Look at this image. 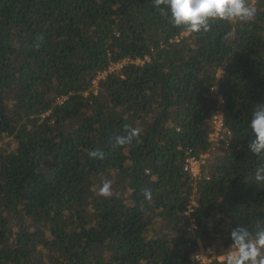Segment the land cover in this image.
Returning <instances> with one entry per match:
<instances>
[{"label": "trees", "instance_id": "trees-1", "mask_svg": "<svg viewBox=\"0 0 264 264\" xmlns=\"http://www.w3.org/2000/svg\"><path fill=\"white\" fill-rule=\"evenodd\" d=\"M249 3L251 21L183 36L152 0H0V264H200L199 243L223 256L238 225L264 226L248 149L264 0ZM217 110L228 146L197 181L186 159L209 153ZM126 125L143 142L111 148Z\"/></svg>", "mask_w": 264, "mask_h": 264}, {"label": "clouds", "instance_id": "clouds-1", "mask_svg": "<svg viewBox=\"0 0 264 264\" xmlns=\"http://www.w3.org/2000/svg\"><path fill=\"white\" fill-rule=\"evenodd\" d=\"M153 6L162 16H167L174 27H182L190 33L207 32L212 22H249L257 9L249 0H152ZM170 13V15H169ZM43 37H38L32 45L39 49ZM253 138L248 144L249 151L264 160V104L255 106L250 121ZM139 127L125 126V134L115 135L109 140L111 148H122L131 145L135 140L142 143ZM91 159L103 160L105 153L100 149L88 153ZM255 180L264 182V164L255 170ZM98 195L105 199L113 195L112 181L103 180ZM145 200L151 201L149 189H143ZM232 244L221 259V264H264V226H257L253 232L247 227L238 225L230 233Z\"/></svg>", "mask_w": 264, "mask_h": 264}, {"label": "built area", "instance_id": "built-area-1", "mask_svg": "<svg viewBox=\"0 0 264 264\" xmlns=\"http://www.w3.org/2000/svg\"><path fill=\"white\" fill-rule=\"evenodd\" d=\"M190 32L184 33L182 34L184 35H189ZM178 41V39H177ZM131 62L130 60H124L121 63L115 64L113 66H111L109 68V70L107 72H103L101 74L98 75V78L94 81V91L95 93L98 90V81L100 80V77H102L101 79H103L108 72H111L116 69H120L122 68L125 64ZM136 64H142L143 61L141 60H136L135 61ZM122 64V65H120ZM120 67V68H117ZM220 102H222V100H220ZM213 131L211 132V134L209 135V143H210V149H209V153L207 154H202L199 157H196L194 155L191 154V151L188 152V158L186 159V165H185V170L187 172L190 173V175L192 176V178L194 180H202L205 179L206 181L209 180V177L205 174V166L207 164L208 161V157L209 154L211 152H216L217 150H219V148H221V143L223 140H225L226 135H229V133L225 132L224 129V115L223 112L221 110H217L216 113L213 115ZM224 145L228 146V141H224ZM197 206L195 201H192L191 204L188 207V212L187 214H190L191 212H193V209ZM224 256V255H223ZM223 256H219L217 257L214 253V251L209 248V247H204L201 243H199V248L196 252H194L191 255V259L192 261H196L199 262L200 264H211L213 262V260H218L219 262H221V259ZM212 261V262H211ZM211 262V263H210Z\"/></svg>", "mask_w": 264, "mask_h": 264}, {"label": "rangeland", "instance_id": "rangeland-1", "mask_svg": "<svg viewBox=\"0 0 264 264\" xmlns=\"http://www.w3.org/2000/svg\"><path fill=\"white\" fill-rule=\"evenodd\" d=\"M185 36H186V35H185ZM120 65H122V64H120ZM117 68H120V67H117ZM115 70H116V69H115ZM115 70H114V71H115ZM111 72H113V71H111ZM222 73H223V71H222V70H219V72H218V76H220ZM101 78H102V77H100V79H101ZM204 170L207 171V164H206ZM211 262H212V261H211ZM211 262H210V263H211Z\"/></svg>", "mask_w": 264, "mask_h": 264}]
</instances>
